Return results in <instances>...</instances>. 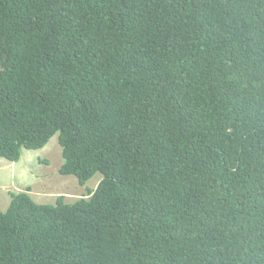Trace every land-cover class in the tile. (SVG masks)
Masks as SVG:
<instances>
[{
    "label": "trees",
    "instance_id": "obj_1",
    "mask_svg": "<svg viewBox=\"0 0 264 264\" xmlns=\"http://www.w3.org/2000/svg\"><path fill=\"white\" fill-rule=\"evenodd\" d=\"M56 133L101 179L11 192L0 264H264V0H0V157Z\"/></svg>",
    "mask_w": 264,
    "mask_h": 264
},
{
    "label": "rangeland",
    "instance_id": "obj_2",
    "mask_svg": "<svg viewBox=\"0 0 264 264\" xmlns=\"http://www.w3.org/2000/svg\"><path fill=\"white\" fill-rule=\"evenodd\" d=\"M62 147L56 133L38 150L23 149L18 161L0 157V204H9L11 192L31 188V196L41 203H55L61 194L67 202L96 188L101 175L96 174L85 185H80L76 176L63 175L59 169L63 162ZM40 160V161H39Z\"/></svg>",
    "mask_w": 264,
    "mask_h": 264
},
{
    "label": "crops",
    "instance_id": "obj_3",
    "mask_svg": "<svg viewBox=\"0 0 264 264\" xmlns=\"http://www.w3.org/2000/svg\"><path fill=\"white\" fill-rule=\"evenodd\" d=\"M10 200H11V199H10ZM8 205H9V204H6V205H4V204H0V208L4 210V209L7 208Z\"/></svg>",
    "mask_w": 264,
    "mask_h": 264
},
{
    "label": "bare ground",
    "instance_id": "obj_4",
    "mask_svg": "<svg viewBox=\"0 0 264 264\" xmlns=\"http://www.w3.org/2000/svg\"><path fill=\"white\" fill-rule=\"evenodd\" d=\"M27 147V146H26ZM21 149V148H20ZM25 151H26V149H25ZM30 151V150H29ZM63 154V153H62ZM40 161V160H39Z\"/></svg>",
    "mask_w": 264,
    "mask_h": 264
},
{
    "label": "clouds",
    "instance_id": "obj_5",
    "mask_svg": "<svg viewBox=\"0 0 264 264\" xmlns=\"http://www.w3.org/2000/svg\"><path fill=\"white\" fill-rule=\"evenodd\" d=\"M99 183V182H98ZM30 193H31V191H30ZM61 195V194H60ZM41 203V202H40Z\"/></svg>",
    "mask_w": 264,
    "mask_h": 264
}]
</instances>
